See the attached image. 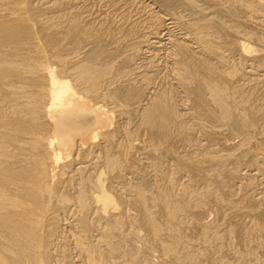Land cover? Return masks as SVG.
<instances>
[{
  "label": "bare ground",
  "instance_id": "bare-ground-1",
  "mask_svg": "<svg viewBox=\"0 0 264 264\" xmlns=\"http://www.w3.org/2000/svg\"><path fill=\"white\" fill-rule=\"evenodd\" d=\"M0 264H264V0H0Z\"/></svg>",
  "mask_w": 264,
  "mask_h": 264
},
{
  "label": "rangeland",
  "instance_id": "rangeland-1",
  "mask_svg": "<svg viewBox=\"0 0 264 264\" xmlns=\"http://www.w3.org/2000/svg\"><path fill=\"white\" fill-rule=\"evenodd\" d=\"M67 229H69V228H67Z\"/></svg>",
  "mask_w": 264,
  "mask_h": 264
}]
</instances>
